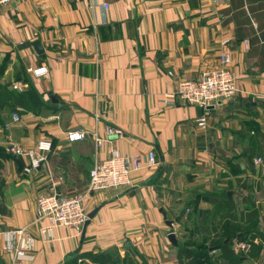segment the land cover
I'll return each instance as SVG.
<instances>
[{
    "label": "crops",
    "instance_id": "crops-1",
    "mask_svg": "<svg viewBox=\"0 0 264 264\" xmlns=\"http://www.w3.org/2000/svg\"><path fill=\"white\" fill-rule=\"evenodd\" d=\"M221 51L236 92L207 106L200 129L195 119L203 109L179 100L175 81L217 68ZM4 58L2 79L48 102L17 112L16 122L7 116L0 135L23 147L51 141L29 174L17 171L14 160L22 158L3 162L11 172L0 190V229L25 227L34 238L33 259L14 264H63L77 247L109 251L114 264H178L166 234L177 244L201 223L185 202L210 189L226 191L242 214L256 209L258 232L249 238L256 247L244 242L240 264H264V0H15L0 5V63ZM40 65L44 75L26 72ZM106 125L120 134L96 146L92 133L103 137ZM69 131L84 136L69 142ZM110 148L140 161L151 149L156 165L132 174L128 187L82 200L87 213L96 211L80 243V233L62 226L42 239L33 222L36 197L50 180L59 194L83 192L92 161ZM0 264H8L1 252Z\"/></svg>",
    "mask_w": 264,
    "mask_h": 264
},
{
    "label": "built area",
    "instance_id": "built-area-1",
    "mask_svg": "<svg viewBox=\"0 0 264 264\" xmlns=\"http://www.w3.org/2000/svg\"><path fill=\"white\" fill-rule=\"evenodd\" d=\"M15 0H0V5ZM216 2L217 0H213ZM226 40L220 42L221 46ZM230 58L227 52L219 53V66L202 74L199 78H180L175 81L174 95L184 103L195 105L203 109V113L195 119L196 127L203 129L206 125L205 109L215 102L231 98L236 88L234 78L229 68ZM26 72L32 77H39L47 72L43 65L28 67ZM168 75L172 73L167 72ZM22 84L13 82L12 89L21 90ZM11 120L18 121L16 113H12ZM120 131L106 125L104 136L100 137L92 133L96 146H99L104 137L118 135ZM91 135V134H90ZM83 132H66V140L69 142L81 139ZM5 149L14 156L23 159L21 172L29 174L45 160L46 154L51 149V141L46 137L37 139L33 146L23 147L18 143L4 140ZM255 162H261L256 159ZM156 165L153 150H147L145 158L140 161L136 156L128 157L120 153L116 148H110L102 159H94L88 169L85 190L75 194H59L55 190V183L50 180L47 192L39 194L35 199L33 222L38 227L42 239L50 240L52 230L55 227H70L80 233L81 227L86 220L87 212L82 207V200L90 193L104 191L116 187H128L131 184V175L142 168L151 169ZM33 236L25 227L0 229V252L3 253L8 264L17 261H30L33 259ZM246 244L237 241L232 244L234 253L243 251Z\"/></svg>",
    "mask_w": 264,
    "mask_h": 264
},
{
    "label": "trees",
    "instance_id": "trees-1",
    "mask_svg": "<svg viewBox=\"0 0 264 264\" xmlns=\"http://www.w3.org/2000/svg\"><path fill=\"white\" fill-rule=\"evenodd\" d=\"M6 65L4 58L0 63V126L4 124L5 115L11 112H20L22 109H37L47 104L31 87L26 91L18 92L9 87V82L4 81L3 70ZM19 72L14 74V79L19 78ZM21 108V109H20ZM0 157L19 158L4 152L0 148ZM201 199L213 206L207 209L196 208L197 201ZM185 205L191 207L192 217L201 216L200 224H196L189 233L181 235V241L174 246L178 264H240L243 260L242 252L234 253L232 244L237 241L249 243L250 247H256L249 241L257 231L258 216L256 209H249L242 214L236 211L233 201L227 197L226 191L199 190L194 191ZM217 216L218 219L214 217ZM222 220L220 221V219ZM243 220V222L241 221ZM239 233V235H237ZM218 253H210V250ZM81 257H87L89 262L77 261ZM116 256L109 251L101 252H75L70 254L63 264H114Z\"/></svg>",
    "mask_w": 264,
    "mask_h": 264
},
{
    "label": "water",
    "instance_id": "water-1",
    "mask_svg": "<svg viewBox=\"0 0 264 264\" xmlns=\"http://www.w3.org/2000/svg\"><path fill=\"white\" fill-rule=\"evenodd\" d=\"M30 45H31L33 51H34L37 55H39L40 57H43V56H44L43 53H42V48H41V46H40V43H39V41H38L37 39L32 40V41L30 42ZM50 98L52 99V97H50ZM14 161H15V164H16L17 171H20V169H21V163H20V161H19L18 159H15ZM95 211H96V208H93V209H91V210L87 213V215H86V220L84 221V223H83V225H82V227H81V231H80V235H79V243L82 241V238H83V235H84V228H85V226L88 224L90 218H92V216L94 215ZM171 222H172L171 220H166V221H165V224H166L168 227H171V225H172ZM166 238H167V240L169 241V243H170L171 245H173V246L176 245V240H175V238H174V234H173V232H171V231L168 232V233L166 234ZM77 250H78V247L75 249L74 252H76Z\"/></svg>",
    "mask_w": 264,
    "mask_h": 264
},
{
    "label": "rangeland",
    "instance_id": "rangeland-1",
    "mask_svg": "<svg viewBox=\"0 0 264 264\" xmlns=\"http://www.w3.org/2000/svg\"><path fill=\"white\" fill-rule=\"evenodd\" d=\"M11 84L12 83H9V87H10V89H12L11 88ZM12 90H15V89H12ZM12 113H17V112H11L10 114H8V115H5V118L7 117V116H9V118H10V120H11V115H12ZM12 121V120H11ZM3 126V128H6V123L5 124H3L2 125ZM0 134L2 135V130H1V132H0ZM0 135V148H2V150L4 151V152H7V150L5 149V145H4V137H2ZM8 153V152H7ZM5 159H10V158H2V157H0V190H1V187H2V185H3V180L5 179V177H6V175L8 174V172L10 173L11 171H10V169L8 168V167H6L5 165H4V160ZM76 193V192H75ZM70 194H72V193H70ZM169 229L171 228V227H168ZM172 232V231H171Z\"/></svg>",
    "mask_w": 264,
    "mask_h": 264
}]
</instances>
